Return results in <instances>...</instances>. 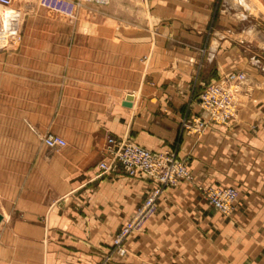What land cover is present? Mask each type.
<instances>
[{"label": "crops", "instance_id": "0c3cea01", "mask_svg": "<svg viewBox=\"0 0 264 264\" xmlns=\"http://www.w3.org/2000/svg\"><path fill=\"white\" fill-rule=\"evenodd\" d=\"M148 1L149 27H77L51 43L30 35L52 30L25 29L13 67L31 77L53 67L62 86L53 111L27 110L26 120L38 131L65 120L62 130L71 133L52 154L11 158L18 181L0 186V264H100L110 255V264H264L262 56L255 54L247 70L250 87L228 125L212 124L202 134L182 127L207 118L199 92L224 70L247 65L240 50L259 49L264 36L241 29L220 0ZM254 1L263 12L251 16L264 24V0ZM128 95L131 107L123 105ZM46 98L39 91L31 99L36 108ZM109 134L153 151L176 150L192 170L191 180L163 190L156 214L125 241L123 257L112 254L113 240L159 184L122 169L101 174ZM211 182L238 190L229 216L200 193L198 186Z\"/></svg>", "mask_w": 264, "mask_h": 264}, {"label": "rangeland", "instance_id": "374dc122", "mask_svg": "<svg viewBox=\"0 0 264 264\" xmlns=\"http://www.w3.org/2000/svg\"><path fill=\"white\" fill-rule=\"evenodd\" d=\"M220 7L227 15L232 16V18H234V22H236V24L238 23L241 29L253 28L254 30L259 32L260 36H264V33L260 30L256 21L252 18V16H256V17L262 16L261 13L263 12L262 6L257 2H255L254 0H220ZM18 10L21 12L20 14ZM149 12H150V7L148 0H117L111 2L108 5H93L90 3H86L84 1L80 2L78 0H65L61 5L60 9L58 10L46 8L43 5L39 4L38 0H17L12 8H2L0 6V17H1L0 29L16 30L15 32L9 33L6 38L3 37V32L0 33V47H1L0 48V186L3 189H7V187L10 185L9 182H11V186H14L12 185V182H16L17 180L15 179L17 176L16 175L13 176L10 173L12 167L18 165L17 162L15 163L11 161L12 157L26 156V155H30L31 153H37V154L46 153L48 155L52 154L53 152L49 151L46 147H45L46 151L41 147L40 142L42 141L43 144V137L48 134L58 135L63 139L65 138L66 139V140L64 139L65 141L69 142V136H70L69 134L71 133L70 131L68 132L62 130V128L69 126V123H66L67 121L65 120L60 119L56 123H54V130L51 131L48 130L38 131L35 126L30 124L26 120V118H28L29 115L25 114L24 111L30 110L36 112V114L39 113L46 114V112H48L49 110L53 111L54 104L57 101L55 100L54 95H56L57 93L60 94V88L62 89V86H60V84L57 83L59 79L54 74H50V73H54L55 71L53 67H48L47 69L48 74L41 77L38 75L36 77H31L29 75H26L24 71L20 72L18 71L19 69H15L13 67V65H15V60L20 58V57H16L17 56L16 53H18V48L20 47V44H22L23 42L25 29L38 28V29L52 30V31H43L42 35L40 34L30 35L33 39L38 38V40L34 41L36 43L38 42L51 43L55 41L58 42L59 41L58 39L60 38L64 39V38L72 37L71 35L60 34V33H68L70 32V29L77 27L79 28H90V27L106 28V26L107 27H118V26L149 27L152 26V21H153L150 18ZM262 25L264 26V24ZM45 32L46 33L49 32V33L45 34ZM246 38L248 39V37ZM260 48L257 50H253V48L248 47V45L246 44V46H244V48H242V50L240 51H241V56L243 55L242 56L243 59L247 61V65L242 67H235L228 71L224 70L222 77L206 85L208 86L212 83L221 81L230 74H235V73L246 74L247 81L235 87L236 111L239 108L240 103L244 102V99L241 98L242 96L241 94H244L243 92L246 91L248 87H250V85L247 84L249 79L248 77L249 74L247 70L252 69L251 67L253 66L252 62L255 61L254 60L255 54H258L259 57L262 56V49H264V43L260 45ZM148 55L149 52L144 51V57H143L144 74L149 68ZM262 75H264V70L262 68H259V76ZM30 79H34V81L36 82H31ZM39 80L46 82H42L41 84L40 83L38 84L37 81ZM206 86H204L203 89L198 94V103L200 107H201L200 95ZM39 91L44 92L47 95V98L45 99L44 102L45 105H43L44 100L41 99L40 100L41 105L35 108L34 100H32L31 98L34 96L35 93ZM67 106H69V104ZM63 109L64 111L69 110L68 107H65ZM36 117H38V115H36ZM185 121L186 120L182 122L183 129L187 131H192L185 128ZM195 122L196 120L191 121V124H192V128L196 129ZM81 133L82 132H74V136L78 137V134ZM195 133L197 132L195 131ZM109 135H113V134H109ZM179 160L181 161L182 159L179 158ZM182 161L190 171V178L186 180H182L178 184L173 186H178L180 183L192 179V170L190 164L188 163L187 160H182ZM229 184L230 183L228 182L225 184L220 182H216V183L211 182L206 185L198 186V189L201 186H210V185L228 186ZM214 209L217 210L216 208ZM124 247H125V242H124ZM112 250L114 251V247L112 248ZM113 251L112 254L117 255ZM108 257L109 260L107 264H110L112 261L111 258L112 256L110 255ZM108 257H106V259H108Z\"/></svg>", "mask_w": 264, "mask_h": 264}, {"label": "built area", "instance_id": "2783aa9c", "mask_svg": "<svg viewBox=\"0 0 264 264\" xmlns=\"http://www.w3.org/2000/svg\"><path fill=\"white\" fill-rule=\"evenodd\" d=\"M17 0H0L2 8H12ZM65 0H38L39 4L54 10L60 9ZM93 5H108L117 0H78ZM19 11V10H18ZM21 12L19 11V14ZM1 19V17H0ZM1 25V20H0ZM15 29L2 30L3 37L15 32ZM1 48V47H0ZM247 81L244 73L226 76L223 80L212 83L204 88L200 95L201 108L207 114V119L196 118V129L202 134L212 124L228 125L236 115L235 87ZM185 128L193 130L191 121H185ZM43 144L48 150H57L66 146V141L58 136L48 134L43 137ZM102 174L115 173L122 169L133 176L143 173L158 182L159 186L146 198L133 216L127 221L113 242L114 251L118 256L127 253L125 240L134 232L144 230L147 223L158 209V199L167 186L178 184L190 178V171L179 160L176 151L149 150L125 136L109 135L106 138L104 158L98 164ZM205 200L224 215L229 216L235 208L239 192L232 186H201L199 188ZM104 259L100 264H107Z\"/></svg>", "mask_w": 264, "mask_h": 264}, {"label": "water", "instance_id": "95a60500", "mask_svg": "<svg viewBox=\"0 0 264 264\" xmlns=\"http://www.w3.org/2000/svg\"><path fill=\"white\" fill-rule=\"evenodd\" d=\"M260 30L264 33V26L261 23H258ZM262 58L264 59V51H262ZM133 101V96L128 95L125 102L123 103L124 106L131 107ZM2 221V215L0 214V222Z\"/></svg>", "mask_w": 264, "mask_h": 264}]
</instances>
